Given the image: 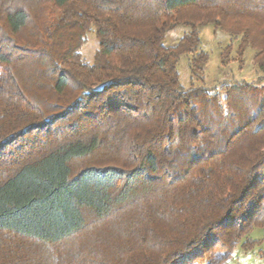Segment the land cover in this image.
I'll list each match as a JSON object with an SVG mask.
<instances>
[{"label":"trees","instance_id":"obj_1","mask_svg":"<svg viewBox=\"0 0 264 264\" xmlns=\"http://www.w3.org/2000/svg\"><path fill=\"white\" fill-rule=\"evenodd\" d=\"M188 28L175 47L168 31ZM261 74L218 92L199 27ZM99 47L81 53L89 33ZM264 0H0V264H220L264 226Z\"/></svg>","mask_w":264,"mask_h":264},{"label":"rangeland","instance_id":"obj_2","mask_svg":"<svg viewBox=\"0 0 264 264\" xmlns=\"http://www.w3.org/2000/svg\"><path fill=\"white\" fill-rule=\"evenodd\" d=\"M200 32L201 48L208 55V62L202 80L194 78L189 69L186 57H182L178 64L180 75V84L188 91L193 86H204L212 89V92H218L221 99V105L224 114L228 112L226 93L222 88L226 85H234L241 82L257 83L261 79V74L253 64L255 52L248 48L245 51L243 63H238L237 43L233 45L231 57L229 60H222V52L228 44L231 37L216 30L213 26H203L198 28ZM188 31L187 27L178 26L174 30L168 31L167 39L164 42L166 47H175L184 33ZM99 47L98 40L93 32L87 36V41L81 49L83 58L92 63L94 55ZM264 85V82L261 84ZM248 238L255 242V245L246 250L243 247V241L238 244L233 253L220 264H264V226L253 228Z\"/></svg>","mask_w":264,"mask_h":264}]
</instances>
